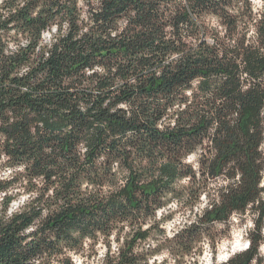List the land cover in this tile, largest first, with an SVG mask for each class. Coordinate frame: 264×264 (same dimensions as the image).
Wrapping results in <instances>:
<instances>
[{
	"label": "trees",
	"instance_id": "1",
	"mask_svg": "<svg viewBox=\"0 0 264 264\" xmlns=\"http://www.w3.org/2000/svg\"><path fill=\"white\" fill-rule=\"evenodd\" d=\"M20 3L0 5V163L22 167L24 174L0 182V190L23 184L22 191L41 195L28 211L8 221L0 216V264H38L72 249L78 254L97 233L150 218L159 197L180 195L173 188L186 172L179 157L197 147L207 154L200 172L205 182L241 178L219 194L221 205L202 224L245 213L251 204L260 213L259 227L264 26L250 41L243 17L234 14L238 0H85L83 8L77 0ZM57 18L68 21V35L52 33L43 43L42 32ZM22 40L29 43L8 48ZM94 66L112 71L86 76ZM120 104L132 106L131 116ZM28 227L35 231L26 233ZM208 230L194 226L193 242ZM147 237L148 231H137L107 264H143V254L133 249ZM180 246L185 254L195 250ZM254 254L236 264H249Z\"/></svg>",
	"mask_w": 264,
	"mask_h": 264
},
{
	"label": "clouds",
	"instance_id": "2",
	"mask_svg": "<svg viewBox=\"0 0 264 264\" xmlns=\"http://www.w3.org/2000/svg\"><path fill=\"white\" fill-rule=\"evenodd\" d=\"M4 2L5 0H0V5ZM84 3L85 0H77V6L80 8H83ZM184 3H187V0H184ZM19 6H23V0ZM236 8L238 11L234 14L243 17L241 27L249 36L250 41L256 40L258 37L257 28L264 26V0H238ZM229 11L233 10L229 9ZM7 15L8 12H4V17ZM81 19L91 23L87 15H82ZM126 25L127 21L125 20L119 24L115 31L110 33V36L118 38ZM69 28L67 20L57 18L49 23L48 29L43 34L48 35L50 31L60 38L68 35ZM219 35L223 36L224 33L220 32ZM213 42V39L209 37L208 43ZM27 43L29 42L21 41L19 45L9 43L8 48L18 50L21 45L26 46ZM8 48L4 50L5 54L8 53ZM175 59H178V54L176 56L168 55L159 67L167 65ZM159 67L154 69L157 75L160 74ZM110 71L112 70L103 66H94L85 75L91 76L94 72L104 76L108 75ZM128 83L131 85L135 81L129 80ZM123 84L124 81L121 80L115 86L122 87ZM118 107L124 109L131 116L133 110L131 105L120 104ZM112 111H116V109H112ZM208 147L211 149L210 144ZM261 147L264 148V145ZM212 151L214 155L215 152ZM206 155L203 147L181 153L180 167L186 172L179 180L178 185L173 183V188L178 190L180 195H177L175 191H168L166 196L159 197L160 203L152 206L150 218L132 223L131 226L121 225L115 232L107 235L97 233L96 237L89 241L88 248L81 247L78 254L76 249H72L64 251L63 255H56L52 259L42 257L38 264H65L66 260L71 264H107L108 257L113 260L119 258L120 249L124 247L125 241L131 240L137 231H148L147 239L138 241L141 246L133 249L134 254H143V264H178V262L179 264H236L237 259L252 249H255V254L249 264H257V259L264 258V221H261L258 227L259 211L250 214L232 211L224 221H212L211 225L204 221L202 224L207 213L221 205L219 194L221 192L228 193L230 187L235 188L241 183L240 175H236L231 180L217 178L214 182H205V178L200 176V172L204 170L202 158ZM4 159L7 161V157ZM22 174H24L22 167L0 163V182H13V177ZM164 179L167 180V177ZM122 185L123 181H121ZM24 187L21 184L12 190L7 188L0 190V216H3L5 221L10 220L14 215L28 211L29 205L41 195L40 191L31 189L27 192L22 191L21 189ZM259 187L264 188V181L260 183ZM87 190L95 191L90 186ZM48 198H54L51 192L48 193ZM260 199H264V193H261ZM256 202L258 203V201ZM248 207L250 209L252 205L249 204ZM194 226L196 230L202 228L209 230L201 231L193 242ZM33 231H35L33 227L25 229L26 233ZM257 232L260 234V239L254 240L253 236ZM73 235L79 238L78 234L74 233ZM181 242H185L195 250L185 254L184 249L180 246ZM90 252L93 253L91 260L88 259Z\"/></svg>",
	"mask_w": 264,
	"mask_h": 264
},
{
	"label": "rangeland",
	"instance_id": "3",
	"mask_svg": "<svg viewBox=\"0 0 264 264\" xmlns=\"http://www.w3.org/2000/svg\"><path fill=\"white\" fill-rule=\"evenodd\" d=\"M48 35H45V42H48ZM23 41V40H22ZM262 145H264V143L262 144ZM262 150L264 151V148H262ZM220 179H222V178H220ZM262 181H264V172H263V178H262ZM251 212H254L252 209H249V210H247L246 212H245V214H250ZM262 221H264V218L262 219ZM88 248V246L85 248V249H87ZM93 258V253H89V255H88V259L89 260H91ZM263 261H264V258H261Z\"/></svg>",
	"mask_w": 264,
	"mask_h": 264
},
{
	"label": "built area",
	"instance_id": "4",
	"mask_svg": "<svg viewBox=\"0 0 264 264\" xmlns=\"http://www.w3.org/2000/svg\"><path fill=\"white\" fill-rule=\"evenodd\" d=\"M46 31V30H45ZM44 33V31L42 32V35H41V38H42V42L43 43H46L44 40H45V35L43 34ZM51 35H52V32H48V41L50 40V38H51Z\"/></svg>",
	"mask_w": 264,
	"mask_h": 264
}]
</instances>
